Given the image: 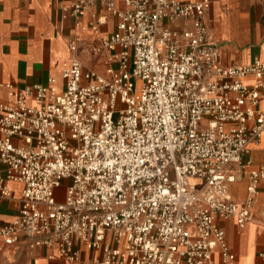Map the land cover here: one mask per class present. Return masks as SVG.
<instances>
[{"label": "built area", "instance_id": "obj_1", "mask_svg": "<svg viewBox=\"0 0 264 264\" xmlns=\"http://www.w3.org/2000/svg\"><path fill=\"white\" fill-rule=\"evenodd\" d=\"M95 2L117 17L90 48L112 51L108 77L73 56L60 88L53 76L0 83V196L22 183L0 235L29 252L54 246L68 264H232L217 220L253 218L264 166L245 155L264 131V60L223 61L208 0H70L63 10L79 18ZM93 18L96 31L106 19ZM81 48L73 37L69 49ZM244 175L236 200L230 186Z\"/></svg>", "mask_w": 264, "mask_h": 264}, {"label": "crops", "instance_id": "obj_2", "mask_svg": "<svg viewBox=\"0 0 264 264\" xmlns=\"http://www.w3.org/2000/svg\"><path fill=\"white\" fill-rule=\"evenodd\" d=\"M114 2L123 8V0ZM69 5L70 0H0V83L23 87L45 84L53 76L60 88L62 71L73 56L84 68L109 76L105 70L113 65L109 60L112 51L103 49L92 55L90 48L114 32L117 17L101 2H95L82 16L74 18L63 10ZM93 14L106 19L96 31L88 26L94 21ZM205 22L213 30L226 64L247 63L253 57L264 60V0H208ZM81 24L86 28L81 29ZM75 36L82 48L72 52L69 42ZM4 100L6 88L0 85V103ZM259 106L264 108V99ZM246 158L252 166H264V131L259 142L249 143ZM247 181L244 175L231 184L236 200L245 196ZM7 187L9 193L0 196V228L16 218L20 207L22 183L7 181ZM217 222L235 254L232 264H264V177L259 182L252 220L242 228L231 218H219ZM77 247L82 258L93 255L82 245ZM54 251V246H38L29 252L24 240L6 244L0 235V264H68ZM214 261L222 264L218 255Z\"/></svg>", "mask_w": 264, "mask_h": 264}]
</instances>
